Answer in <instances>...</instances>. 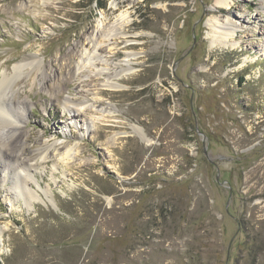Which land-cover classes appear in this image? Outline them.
Returning a JSON list of instances; mask_svg holds the SVG:
<instances>
[{"label": "rangeland", "instance_id": "374dc122", "mask_svg": "<svg viewBox=\"0 0 264 264\" xmlns=\"http://www.w3.org/2000/svg\"><path fill=\"white\" fill-rule=\"evenodd\" d=\"M111 2L0 0V76L33 63L13 80L14 138L44 198L28 204L0 169V264H264V0H234L236 49L211 45L216 0ZM123 11L129 45L99 54L136 53L135 72L96 95L107 77L85 59L100 18ZM68 97L116 116L87 127ZM45 142L60 151L37 162ZM62 145L79 147L70 163Z\"/></svg>", "mask_w": 264, "mask_h": 264}, {"label": "bare ground", "instance_id": "6f19581e", "mask_svg": "<svg viewBox=\"0 0 264 264\" xmlns=\"http://www.w3.org/2000/svg\"><path fill=\"white\" fill-rule=\"evenodd\" d=\"M123 1L124 0H112L111 9L114 11L119 9V4ZM234 8H240V5L235 3L234 0H216V9L219 15L223 16H214L207 23L208 27L210 28V33L208 37H210L212 41V47L219 45L226 49H236L240 46V42L236 41V38L238 37L239 33H243V31H241L243 26L235 20H238L239 22H244V19H242V17H236L230 13L232 12L231 10H233ZM132 22L133 19L131 18V14L128 11L121 12L116 17L113 23L108 24L106 16L104 15L98 21V26L96 30L97 32L93 37V51L87 54V59H85L84 63V66L87 65L95 69L96 73L93 78H101L104 76L107 77V80L101 83L99 89H97V92H95L96 95L99 94V90L106 91L122 89L123 87L119 85V81L127 75L131 73L133 74L135 72L132 69V66L134 65V61L139 59L138 54H126V58L120 60L119 63H113L111 61H108L107 59L102 58V56H100L99 54L100 50H102L101 48L104 46V42H110L109 44H107V47L109 46V53L111 54L114 53L116 49V43L118 42H122L126 46H128L129 44L126 41L128 35L125 30L132 24ZM97 62L100 63L101 67H98L99 63L97 66ZM32 64L33 63L26 62L24 64L16 65L13 67V70L9 72V74L0 76V102H2L0 103V169H3L4 171L3 182L6 183L8 181V172H5V170L9 168L6 165L10 163L12 164V176H14L16 179V182H13V189H16L15 191L20 190L19 193L21 197H23L28 204H35L38 202L43 203L44 198L41 194H38L37 192H34L30 188H28L29 181H33V183L39 189H42L40 183L36 178V167L33 164H28L27 161L23 160L24 158H26L23 156L27 155V150L23 147L24 144L22 138H14L15 133H18L17 131L19 130V128H21L22 124L24 123L23 112L27 108V102L24 100L23 102H20L19 100H14L12 94L15 93L13 91V80L20 78L23 71H25ZM112 65L115 67V71H113L114 74H111L113 72L110 73V68L112 67L109 68V66ZM85 81L90 82L94 81V79L83 80L81 82L84 83ZM6 93H8L7 97H11L6 98ZM63 104L64 108L73 112V116H77V114L79 113L90 112L91 118L86 122L87 127L90 126V124L92 123L95 125V123L101 121L110 122V120L116 116L115 110L98 108V106H96L95 104H89L87 98L84 100H75L73 98L68 97L64 99ZM98 114L100 116L96 117V115ZM139 130L138 128H135V131L137 133H141ZM143 137L145 140H148L145 134H143ZM62 148L65 149V152L62 154V157L60 159L62 163H70V161L73 160L80 152L78 146L72 147L70 145H62ZM52 151L59 152L60 149L57 147L56 144L50 145L45 142L42 151L39 153L38 157L35 158V161L46 163L50 158L49 154ZM19 158L21 160H19ZM1 161L3 163V166L7 168L1 165ZM30 161L32 160L30 159ZM19 163H21L22 165H20ZM42 192L44 193V196L49 199L48 192L43 190ZM2 234L3 230L2 228H0V239L2 237Z\"/></svg>", "mask_w": 264, "mask_h": 264}, {"label": "trees", "instance_id": "16d2710c", "mask_svg": "<svg viewBox=\"0 0 264 264\" xmlns=\"http://www.w3.org/2000/svg\"><path fill=\"white\" fill-rule=\"evenodd\" d=\"M245 83H246V82H245V79L242 78L241 81H240V83H239V87H242Z\"/></svg>", "mask_w": 264, "mask_h": 264}]
</instances>
